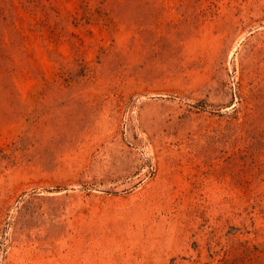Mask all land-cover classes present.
I'll return each mask as SVG.
<instances>
[{
	"label": "rangeland",
	"instance_id": "rangeland-1",
	"mask_svg": "<svg viewBox=\"0 0 264 264\" xmlns=\"http://www.w3.org/2000/svg\"><path fill=\"white\" fill-rule=\"evenodd\" d=\"M0 264H264V0H0Z\"/></svg>",
	"mask_w": 264,
	"mask_h": 264
}]
</instances>
